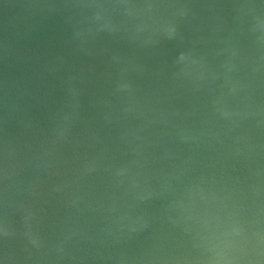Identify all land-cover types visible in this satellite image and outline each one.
<instances>
[{"label": "clouds", "instance_id": "clouds-1", "mask_svg": "<svg viewBox=\"0 0 264 264\" xmlns=\"http://www.w3.org/2000/svg\"><path fill=\"white\" fill-rule=\"evenodd\" d=\"M0 264H264V0H0Z\"/></svg>", "mask_w": 264, "mask_h": 264}]
</instances>
